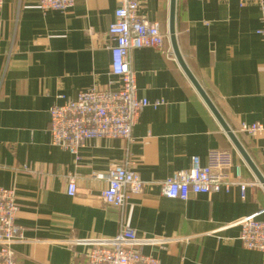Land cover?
Returning a JSON list of instances; mask_svg holds the SVG:
<instances>
[{"label": "crops", "instance_id": "0c3cea01", "mask_svg": "<svg viewBox=\"0 0 264 264\" xmlns=\"http://www.w3.org/2000/svg\"><path fill=\"white\" fill-rule=\"evenodd\" d=\"M138 1V13L165 34L163 50L131 51L138 93L163 102L141 112L131 140L91 139L79 158L53 143L50 109L90 87L119 86L109 32L118 0H77L64 11H43L38 0L0 7V186L17 194L18 264L81 263L88 245L72 240L115 237L125 226L142 238L173 239L140 247L162 264H264L236 224L247 215L264 220V186L175 56L171 0ZM176 29L188 67L264 177V137L241 130L264 123V11L252 0H176ZM212 149L232 151L227 171L235 178L240 165L244 192L236 184L188 200L164 195L170 175L189 169L194 155L207 163ZM112 165H129L145 182L123 207L107 205L100 195L108 182L93 177Z\"/></svg>", "mask_w": 264, "mask_h": 264}, {"label": "built area", "instance_id": "2783aa9c", "mask_svg": "<svg viewBox=\"0 0 264 264\" xmlns=\"http://www.w3.org/2000/svg\"><path fill=\"white\" fill-rule=\"evenodd\" d=\"M38 1L43 11H64L72 8L77 0ZM252 1L264 11V0ZM3 3L4 0H0V7ZM138 9V0H118L115 19L109 28L115 39L110 46L112 73L120 77L119 86H93L79 92L75 98L54 104L50 109L53 143L67 149L76 158L91 139L120 137L131 140L141 112L148 106L157 107L163 102H151L138 93L137 75L131 61L132 49L155 47L163 50L165 43L160 23L142 17ZM259 32L264 33V29ZM241 130L250 136L264 137L263 122H243ZM233 165L230 150H210L205 164L200 156L194 155L189 169L176 171L163 182V193L170 198L188 200L192 194L229 192L236 184L244 192L247 183L240 181V165L236 166L235 178L227 171ZM102 176L108 185L100 197L110 206L123 207L131 193H140L144 189V180L129 165H112L105 173H93L94 178ZM76 193L77 182L75 177H71L68 194L73 196ZM18 210L16 190L0 186V264H18L14 244L24 239V227L17 221ZM236 224L241 228L243 245L264 254V220L247 215L238 219ZM172 240L166 237L142 238L134 228L125 226L115 237L76 238L72 243L88 245L84 261L78 264H162L157 256L144 253L140 247L146 244L165 246Z\"/></svg>", "mask_w": 264, "mask_h": 264}, {"label": "water", "instance_id": "95a60500", "mask_svg": "<svg viewBox=\"0 0 264 264\" xmlns=\"http://www.w3.org/2000/svg\"><path fill=\"white\" fill-rule=\"evenodd\" d=\"M169 34H170V40L173 46L174 54L177 57L180 65L184 69L185 73L189 77V79L192 81L204 101L207 103L211 111L214 113L220 124L222 125L223 129L227 132L228 136L231 138L232 142L236 146V148L239 150V152L242 154V156L246 159V161L249 163V165L252 167V169L255 171L257 176L259 177L261 183L264 186V177L260 173V171L257 169L256 165L251 160L250 156L248 155L247 151L243 147L242 143L240 142L239 138L237 137L236 133L231 129V127L228 125L224 117L221 115L211 98L209 97L208 93L205 91L203 86L200 84L198 79L195 77L193 72L188 67L181 51L178 45L177 40V29H176V0H171V6H170V20H169Z\"/></svg>", "mask_w": 264, "mask_h": 264}]
</instances>
